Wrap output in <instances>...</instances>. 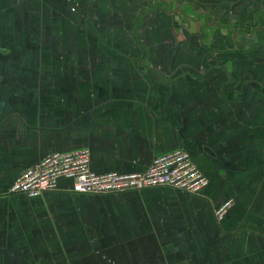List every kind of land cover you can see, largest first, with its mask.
Masks as SVG:
<instances>
[{"label": "crops", "instance_id": "0c3cea01", "mask_svg": "<svg viewBox=\"0 0 264 264\" xmlns=\"http://www.w3.org/2000/svg\"><path fill=\"white\" fill-rule=\"evenodd\" d=\"M79 148L183 149L207 184L9 192ZM0 264H264V0H0Z\"/></svg>", "mask_w": 264, "mask_h": 264}, {"label": "built area", "instance_id": "2783aa9c", "mask_svg": "<svg viewBox=\"0 0 264 264\" xmlns=\"http://www.w3.org/2000/svg\"><path fill=\"white\" fill-rule=\"evenodd\" d=\"M89 160L87 148L50 153L20 173L11 183L9 192L41 196L55 189L59 178L72 180L71 189L85 194L160 186L198 194L207 184V179L193 163L190 154L183 149L156 156L143 172L96 173L90 169ZM231 204L232 200H226L215 208L217 220L223 218Z\"/></svg>", "mask_w": 264, "mask_h": 264}]
</instances>
